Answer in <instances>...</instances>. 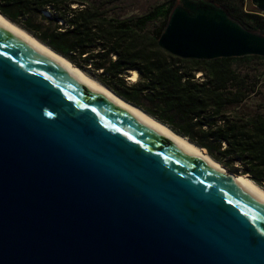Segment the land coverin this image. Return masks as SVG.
Segmentation results:
<instances>
[{
  "label": "water",
  "instance_id": "95a60500",
  "mask_svg": "<svg viewBox=\"0 0 264 264\" xmlns=\"http://www.w3.org/2000/svg\"><path fill=\"white\" fill-rule=\"evenodd\" d=\"M10 22L0 17V264H264V201L240 175ZM159 47L184 60L264 58V36L208 0H179Z\"/></svg>",
  "mask_w": 264,
  "mask_h": 264
},
{
  "label": "trees",
  "instance_id": "16d2710c",
  "mask_svg": "<svg viewBox=\"0 0 264 264\" xmlns=\"http://www.w3.org/2000/svg\"><path fill=\"white\" fill-rule=\"evenodd\" d=\"M121 0H0V14L93 76L134 107L188 139L230 173L264 189V113L248 103L260 94L264 58L184 60L159 47L179 0L146 14L119 15ZM245 29L264 36V0H208ZM113 8L110 9V6ZM136 72L135 82L130 80ZM201 73V77L197 75Z\"/></svg>",
  "mask_w": 264,
  "mask_h": 264
},
{
  "label": "bare ground",
  "instance_id": "6f19581e",
  "mask_svg": "<svg viewBox=\"0 0 264 264\" xmlns=\"http://www.w3.org/2000/svg\"><path fill=\"white\" fill-rule=\"evenodd\" d=\"M0 17H2L3 19H5L6 21L10 22L8 19H6L5 17H3L2 15H0ZM33 39H35V38L33 37ZM35 40H37V39H35ZM46 48H48V47H46ZM53 53L56 54L55 52H53ZM56 55L58 57H60L62 60H64L66 63H68L70 65V67H72L75 70L76 74L79 75L83 80H85L89 85H91L95 89H98L106 97H108L109 99H111L112 101H114L119 106H121V107H123V108H125V109H127V110H129V111H131V112H133V113H135L137 115H139L147 124H149L153 129H155L156 131H158L160 134H162L163 136H165L169 140L177 143L178 145L186 148L187 150L193 152L194 154H196L197 156H199L200 158H202L205 162H207L210 165L214 166L218 170H222V171L225 170V169H223V167L220 164H218L217 162H215L208 155V153H206L205 151H203L199 147H196L192 143L187 142L186 141L187 139L185 140V138L180 137L175 132H173L169 127H167L166 125L160 123L156 119L152 118L151 116H149L145 112L141 111L140 109H138L136 107H133L132 105H130L128 103H126L120 97L116 96L112 91H110L109 89H107L103 85L99 84L97 81L93 80L92 78L88 77L87 75H85V73H83L79 69L75 68L67 59H64L62 56H60L58 54H56ZM137 78H138V74L136 72H134L133 75H132V78L130 80H132V82H135L137 80ZM239 179H240V181L249 190H251L255 195H257L259 198H261L264 201V190L261 187H259L254 182H252L247 176H240Z\"/></svg>",
  "mask_w": 264,
  "mask_h": 264
},
{
  "label": "rangeland",
  "instance_id": "374dc122",
  "mask_svg": "<svg viewBox=\"0 0 264 264\" xmlns=\"http://www.w3.org/2000/svg\"><path fill=\"white\" fill-rule=\"evenodd\" d=\"M164 0H121L119 2H116L114 5L119 7V10L117 11L119 15L125 16L128 15H141L148 13L152 7L162 3ZM245 11L249 13H256L258 12V9L253 5L252 0H245ZM113 8V5L110 6V9ZM23 30V29H22ZM26 32V31H25ZM27 33V32H26ZM29 34V33H28ZM30 35V34H29ZM33 37V36H32ZM65 59V58H64ZM72 64V63H71ZM73 65V64H72ZM74 66V65H73ZM75 67V66H74ZM258 71L260 73L263 72L264 74V64L257 62ZM76 68V67H75ZM78 69V68H77ZM80 70V69H79ZM81 71V70H80ZM83 72V71H82ZM85 73V72H83ZM88 77L92 78L93 80L97 81L93 76L90 74L85 73ZM133 75V74H132ZM131 75V78H132ZM202 74L199 73L197 77H201ZM130 78V79H131ZM132 81V80H131ZM98 82V81H97ZM99 83V82H98ZM262 85H260V94L258 96H255L252 98V100L248 103L250 108H253L255 110H259L261 113H264V75L262 77ZM100 84V83H99ZM117 96V95H116ZM186 140V139H185ZM187 141V140H186ZM189 142V141H187ZM214 160V159H213ZM215 161V160H214ZM217 162V161H215ZM218 163V162H217ZM220 164V163H218ZM221 165V164H220ZM225 168V167H224ZM226 169V168H225ZM227 170V169H226ZM228 171V170H227ZM229 172V171H228ZM239 176V175H238ZM241 176V175H240ZM253 182V181H252ZM264 190V189H263Z\"/></svg>",
  "mask_w": 264,
  "mask_h": 264
}]
</instances>
